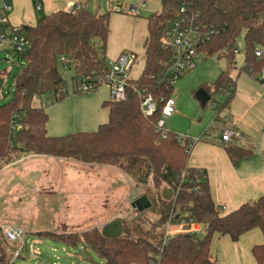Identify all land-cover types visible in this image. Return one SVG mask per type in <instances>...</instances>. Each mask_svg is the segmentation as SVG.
<instances>
[{"label":"trees","instance_id":"1","mask_svg":"<svg viewBox=\"0 0 264 264\" xmlns=\"http://www.w3.org/2000/svg\"><path fill=\"white\" fill-rule=\"evenodd\" d=\"M161 5L147 19L142 74L129 80L126 100L105 101L109 119L95 131L50 136L46 131L48 112L33 101L47 92L57 101L67 96L60 67L74 70L76 92L83 82L101 84L99 80L108 71L109 13L97 14L86 6L74 13L62 9L44 15L35 25L13 27L29 40V46L18 53L24 65L15 76L14 97L0 104V168L29 155L111 167L142 188L141 194L151 202L138 216L123 218L122 233L115 238L105 237L98 228L40 234L72 246L83 244L101 257L103 264H215L211 245L216 234L237 241L260 228L264 235V195L223 213L212 198L206 170L188 165L190 139L171 130L164 134L156 127L162 106L159 98L171 96L173 90V86L157 83L173 55L172 49L161 43L165 31L181 16L193 18L203 31L214 29L200 50L205 55L218 53L229 58L236 54V38L244 32L242 70L258 78L264 63L256 56L257 49H264V0H161ZM214 84L217 89L231 88L233 98L235 80L228 72H222ZM139 91L157 98L159 108L152 116L143 114ZM226 149L233 162L253 151L236 144H228ZM164 187L172 190L169 198L163 195ZM172 212H189L188 219L203 224V235L177 233L165 239ZM16 249L17 244L0 231V264H11ZM252 252L257 263L263 264L264 241L254 245Z\"/></svg>","mask_w":264,"mask_h":264},{"label":"rangeland","instance_id":"2","mask_svg":"<svg viewBox=\"0 0 264 264\" xmlns=\"http://www.w3.org/2000/svg\"><path fill=\"white\" fill-rule=\"evenodd\" d=\"M116 4L123 9L121 12L114 9ZM131 6L134 12L130 11ZM161 7V0L89 2L88 8L93 12L110 15L107 64L121 53H135L136 60L128 73L133 79L142 74L147 19ZM2 27L0 31L7 30V26ZM235 47L238 52L230 58L218 53L204 54L194 68L178 78L171 93L177 102L176 112L167 119L166 129L184 138L203 135L205 128L216 134L219 133L217 123L213 125L211 121H218L217 116L227 103L237 109L252 105V101H264L256 93L257 90L264 92L262 82L242 70L246 57L244 32L237 36ZM23 65L18 52L7 43L0 46V104L14 97L15 76ZM60 70L66 79L67 96L57 101L47 92L33 101L34 106L44 107L48 112L47 134L59 136L97 130L109 119V108L104 104L112 100L108 84L102 82L93 90L76 92L72 81L74 70L65 67ZM222 72H228L235 80L233 99L231 88L217 89L214 84ZM201 87L211 92L205 106L196 98ZM255 107L252 112L260 115L259 107ZM90 168L72 159L38 155L0 168V231L7 225H19L27 231L22 256L12 259L11 264H103L101 257L83 244L72 246L40 235L102 230L113 219L125 218L120 209L125 207L130 211V203L142 195V188L136 187L126 175H107ZM148 215L155 218L152 213Z\"/></svg>","mask_w":264,"mask_h":264},{"label":"crops","instance_id":"3","mask_svg":"<svg viewBox=\"0 0 264 264\" xmlns=\"http://www.w3.org/2000/svg\"><path fill=\"white\" fill-rule=\"evenodd\" d=\"M90 1L6 0L10 4L11 9L7 12L8 22L5 26L8 28L22 24L35 25L44 15L62 9L66 10L69 5L75 2H82L88 7ZM2 4L3 0H0V12L2 11ZM2 28L0 26V29ZM256 84L259 85L258 83ZM256 93L261 98L264 97V92L257 90ZM260 101L262 102L252 101V105L237 109L233 106L231 108L227 104L228 106H224V111L221 112V115L217 116L219 133L215 134L205 128L203 135L185 137L189 139L199 138L192 145L188 165L206 170L212 198L215 204L220 206L223 213L236 210L243 203L264 195V101L263 99ZM260 104L262 106L259 107ZM255 106L259 107L260 115L257 112H252L256 108ZM226 124L240 130L242 136L234 138L229 143L224 142L221 137L220 126ZM203 137L207 140L202 141L201 138ZM228 144L251 148L253 151L250 156L233 162L227 153L226 145ZM35 156L29 155L20 160L30 159ZM18 161L6 166L16 164ZM90 169L99 170L100 173H106L107 175L117 176L121 173L111 167L91 165ZM132 202L130 203L131 206ZM263 241L264 235L260 228H254L246 232L237 241H233L228 235L216 234L212 239L211 245L212 253L216 259L215 264H258L252 248Z\"/></svg>","mask_w":264,"mask_h":264},{"label":"built area","instance_id":"4","mask_svg":"<svg viewBox=\"0 0 264 264\" xmlns=\"http://www.w3.org/2000/svg\"><path fill=\"white\" fill-rule=\"evenodd\" d=\"M1 8L0 26H5L8 22L7 12L10 11L11 6L6 0H3ZM83 8H85L84 3L75 2L69 5L66 10L74 13ZM114 9L118 12L123 10L118 4L114 6ZM184 9V7L181 8L182 11H184ZM134 10V7H130V11L134 12ZM213 32L214 29L203 31L201 25L195 23L193 18L185 16L179 17L161 37V43L165 47H170L173 51V55L169 66L159 74L157 83L173 86L183 73L194 68L204 55L200 50V45L208 41ZM5 43L18 53L26 51L29 46V40L24 35L18 34L13 27H8L6 31H0V46ZM234 52L237 53L238 49L236 48ZM256 56L264 61V49H257ZM135 60V53H121L116 60L108 63V71L99 81L108 84L112 101L120 102L127 99V86L131 79L128 72ZM61 61L64 62L65 58L61 57ZM258 79L262 82L264 87V63L259 72ZM97 87L99 86L94 82H83L76 86V90L87 92ZM139 93L141 96V110L143 114L145 116H152L159 108L157 98L152 93L142 94L141 91H139ZM159 101L162 103V106L160 116L156 122V127L165 134L168 131L165 127L166 121L176 112V100L172 96H168L167 98L161 96ZM216 123L215 119L211 121L213 125ZM220 128L222 140L226 143L231 142L234 138L242 136L240 130L229 124L220 126ZM198 139L199 138L190 139L191 147ZM129 208L130 211H127L125 207L120 209V213H123L125 218L138 216L141 212L135 207L131 206ZM188 215L189 212L185 214L172 212L170 214L166 223L165 239L177 233L198 234L203 231V224L193 219H188ZM3 231L9 241L17 244L13 259L19 258L27 244V231L19 225H7L3 228Z\"/></svg>","mask_w":264,"mask_h":264},{"label":"water","instance_id":"5","mask_svg":"<svg viewBox=\"0 0 264 264\" xmlns=\"http://www.w3.org/2000/svg\"><path fill=\"white\" fill-rule=\"evenodd\" d=\"M196 98L200 101L203 106H205L209 102L211 95L208 90H206L204 87H201L196 92ZM171 194V189L164 188L163 195L166 198H169ZM132 206L142 212L151 206V202L147 195L142 194L140 196H137V198L133 200ZM122 230V218H115L112 221L108 222L106 225H104L101 231L105 237L115 238L121 235Z\"/></svg>","mask_w":264,"mask_h":264}]
</instances>
